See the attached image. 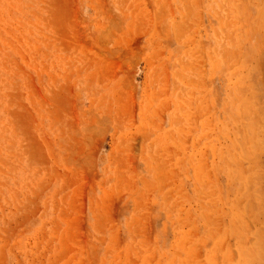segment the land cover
I'll list each match as a JSON object with an SVG mask.
<instances>
[{
  "label": "rangeland",
  "instance_id": "1",
  "mask_svg": "<svg viewBox=\"0 0 264 264\" xmlns=\"http://www.w3.org/2000/svg\"><path fill=\"white\" fill-rule=\"evenodd\" d=\"M263 227L264 0H0V264H264Z\"/></svg>",
  "mask_w": 264,
  "mask_h": 264
},
{
  "label": "bare ground",
  "instance_id": "2",
  "mask_svg": "<svg viewBox=\"0 0 264 264\" xmlns=\"http://www.w3.org/2000/svg\"><path fill=\"white\" fill-rule=\"evenodd\" d=\"M253 182H254V181H253ZM250 185H251V184H250ZM257 187H259V186H257ZM253 188H254V187H253ZM260 190H261V189H260ZM250 200H251V199H250ZM262 200H263V199H262ZM262 219H263V218H262ZM263 228H264V227H263ZM262 239H263V238H262ZM263 240H264V239H263ZM262 242H263V241H262ZM262 242H261V243H262ZM248 252H249V251H248ZM251 254H252V253H251Z\"/></svg>",
  "mask_w": 264,
  "mask_h": 264
}]
</instances>
